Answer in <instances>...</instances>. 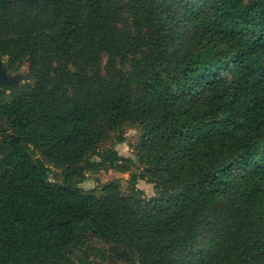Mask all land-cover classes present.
<instances>
[{
    "label": "trees",
    "instance_id": "trees-1",
    "mask_svg": "<svg viewBox=\"0 0 264 264\" xmlns=\"http://www.w3.org/2000/svg\"><path fill=\"white\" fill-rule=\"evenodd\" d=\"M0 58V264H264V0H0Z\"/></svg>",
    "mask_w": 264,
    "mask_h": 264
},
{
    "label": "rangeland",
    "instance_id": "rangeland-1",
    "mask_svg": "<svg viewBox=\"0 0 264 264\" xmlns=\"http://www.w3.org/2000/svg\"><path fill=\"white\" fill-rule=\"evenodd\" d=\"M23 71L26 72L27 69ZM25 82H28L26 81V77L24 78L22 84ZM120 136H123L125 138V141L122 143L117 141ZM140 137L141 132L138 127L127 126L120 132V134L117 133L116 135L110 137L107 142L108 145L116 147V149L123 157L132 160L131 172L121 173L118 171L111 170L108 172L100 171L98 173H90L87 180L81 185V187L85 191L97 190V193H100L101 187L98 184L104 185L114 180H120L122 182L123 188L127 189L131 179V173L133 172L139 174V172H141L142 170V166L138 161L136 152V146L139 143ZM52 180H54V177H52ZM137 187L144 191L145 197L147 199L156 195L154 185L146 182L145 180L139 179L137 181ZM85 246V248L91 252L90 260H99V258L97 259L96 256L100 248L104 247L103 242L98 239H91L86 242ZM91 264L94 263L92 262ZM118 264L126 263L118 262Z\"/></svg>",
    "mask_w": 264,
    "mask_h": 264
},
{
    "label": "water",
    "instance_id": "water-1",
    "mask_svg": "<svg viewBox=\"0 0 264 264\" xmlns=\"http://www.w3.org/2000/svg\"><path fill=\"white\" fill-rule=\"evenodd\" d=\"M4 3H12L16 0H2ZM10 64L4 59L0 58V87L8 86L13 89H20L22 87V82L26 77L25 71H18L15 74H10L9 72ZM0 124L4 128H8L6 125V119L0 114Z\"/></svg>",
    "mask_w": 264,
    "mask_h": 264
},
{
    "label": "flooded vegetation",
    "instance_id": "flooded-vegetation-1",
    "mask_svg": "<svg viewBox=\"0 0 264 264\" xmlns=\"http://www.w3.org/2000/svg\"><path fill=\"white\" fill-rule=\"evenodd\" d=\"M15 74V73H14ZM13 75V74H12Z\"/></svg>",
    "mask_w": 264,
    "mask_h": 264
}]
</instances>
